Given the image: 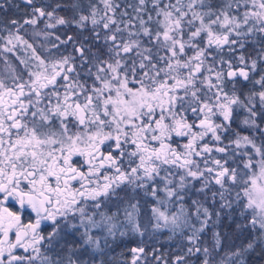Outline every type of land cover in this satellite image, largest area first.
Instances as JSON below:
<instances>
[{
    "label": "snow or ice",
    "instance_id": "6c2138e0",
    "mask_svg": "<svg viewBox=\"0 0 264 264\" xmlns=\"http://www.w3.org/2000/svg\"><path fill=\"white\" fill-rule=\"evenodd\" d=\"M23 2L0 27V264H247L264 0ZM135 235L160 248L110 258Z\"/></svg>",
    "mask_w": 264,
    "mask_h": 264
},
{
    "label": "trees",
    "instance_id": "16d2710c",
    "mask_svg": "<svg viewBox=\"0 0 264 264\" xmlns=\"http://www.w3.org/2000/svg\"><path fill=\"white\" fill-rule=\"evenodd\" d=\"M3 2V0H0ZM67 3V0H63ZM28 7L24 4L23 0H11L10 4H6L4 9H0V27H3L10 19H23L27 12ZM15 58L13 57V60ZM18 63V62H17ZM163 240V237H161ZM143 242L147 246V250L151 251L153 247L160 248V244L153 240H150L147 236L141 237L139 235L123 238V242L120 246L115 248V252L110 254V258H114L118 261H130L131 260V248L140 246ZM239 243V241H237ZM165 251L168 250V245L164 244ZM259 257L255 264H264V248L259 251H251L246 256L247 264H253V258Z\"/></svg>",
    "mask_w": 264,
    "mask_h": 264
},
{
    "label": "rangeland",
    "instance_id": "374dc122",
    "mask_svg": "<svg viewBox=\"0 0 264 264\" xmlns=\"http://www.w3.org/2000/svg\"><path fill=\"white\" fill-rule=\"evenodd\" d=\"M264 248V245H258L253 251H259ZM259 257H254L253 258V264H255L258 261Z\"/></svg>",
    "mask_w": 264,
    "mask_h": 264
}]
</instances>
